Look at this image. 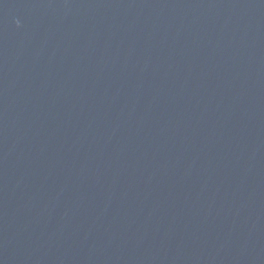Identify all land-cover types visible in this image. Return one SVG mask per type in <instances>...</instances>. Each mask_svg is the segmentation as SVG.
I'll list each match as a JSON object with an SVG mask.
<instances>
[{
  "label": "water",
  "instance_id": "obj_1",
  "mask_svg": "<svg viewBox=\"0 0 264 264\" xmlns=\"http://www.w3.org/2000/svg\"><path fill=\"white\" fill-rule=\"evenodd\" d=\"M0 264H264V0H0Z\"/></svg>",
  "mask_w": 264,
  "mask_h": 264
}]
</instances>
